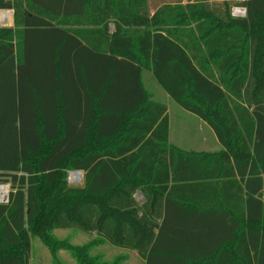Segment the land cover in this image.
Listing matches in <instances>:
<instances>
[{
  "label": "trees",
  "instance_id": "1",
  "mask_svg": "<svg viewBox=\"0 0 264 264\" xmlns=\"http://www.w3.org/2000/svg\"><path fill=\"white\" fill-rule=\"evenodd\" d=\"M156 1L0 0V264H29L31 237L79 264H118L98 242L145 264H264V0ZM146 72L224 149L170 147Z\"/></svg>",
  "mask_w": 264,
  "mask_h": 264
},
{
  "label": "rangeland",
  "instance_id": "2",
  "mask_svg": "<svg viewBox=\"0 0 264 264\" xmlns=\"http://www.w3.org/2000/svg\"><path fill=\"white\" fill-rule=\"evenodd\" d=\"M166 1H180L184 4L187 3V0ZM231 11L234 16H245L246 14V9L240 6L234 5ZM9 24L5 23L4 25L9 26ZM0 26H3V24L0 23ZM183 122L186 126L185 129L194 130L192 125L193 121L183 120ZM186 132L187 131L185 130V136L187 138L192 136L191 131L188 133ZM68 183L70 186H82L83 179L81 173L79 175L77 174V171H71L69 173ZM0 185L6 186L9 193L11 189L10 183H0ZM53 233L56 235V237L67 240L71 244L78 246H84L86 244L93 243V240L96 239V233L87 234L81 230L73 228L55 229ZM31 244L29 264H79L77 258L67 248L59 249L53 253L37 237H31ZM89 253L90 255H99L102 261L109 263L115 262L118 264H145L144 259L135 250L115 247L108 242H98L96 245H92L89 249Z\"/></svg>",
  "mask_w": 264,
  "mask_h": 264
},
{
  "label": "crops",
  "instance_id": "3",
  "mask_svg": "<svg viewBox=\"0 0 264 264\" xmlns=\"http://www.w3.org/2000/svg\"><path fill=\"white\" fill-rule=\"evenodd\" d=\"M9 10V20L7 24L13 26V9ZM111 31L115 29V25L111 24ZM144 87L150 94L151 99L163 102L166 107V115L168 117V145L170 147L179 148L189 152H220L224 149L223 145L219 142L213 129L198 115L185 110L181 105L174 101L152 78L151 72H146L144 76ZM183 120L193 121V129H185ZM185 130L188 133L192 132V136L187 138ZM82 179L84 172L80 171ZM83 173V174H82ZM235 193V192H234ZM234 196V194L232 193ZM135 199L142 205L145 202V196L141 191L135 193ZM235 197V196H234ZM264 199V188H263Z\"/></svg>",
  "mask_w": 264,
  "mask_h": 264
},
{
  "label": "built area",
  "instance_id": "4",
  "mask_svg": "<svg viewBox=\"0 0 264 264\" xmlns=\"http://www.w3.org/2000/svg\"><path fill=\"white\" fill-rule=\"evenodd\" d=\"M1 11L9 12V10H6V9H1L0 12ZM9 19L10 18H9V14H8L7 16H4L3 18L0 19V23L4 25L5 23L8 22ZM0 187H6V186L0 185ZM8 194H9L8 190H5V191H4V189L0 190V203H5L8 201Z\"/></svg>",
  "mask_w": 264,
  "mask_h": 264
},
{
  "label": "bare ground",
  "instance_id": "5",
  "mask_svg": "<svg viewBox=\"0 0 264 264\" xmlns=\"http://www.w3.org/2000/svg\"><path fill=\"white\" fill-rule=\"evenodd\" d=\"M2 13L0 14V19L3 18L4 16H7L8 15V12L7 11H1ZM4 189L7 190V187H0V190Z\"/></svg>",
  "mask_w": 264,
  "mask_h": 264
},
{
  "label": "water",
  "instance_id": "6",
  "mask_svg": "<svg viewBox=\"0 0 264 264\" xmlns=\"http://www.w3.org/2000/svg\"><path fill=\"white\" fill-rule=\"evenodd\" d=\"M80 173H81L80 171H77V174H79V175H80Z\"/></svg>",
  "mask_w": 264,
  "mask_h": 264
}]
</instances>
